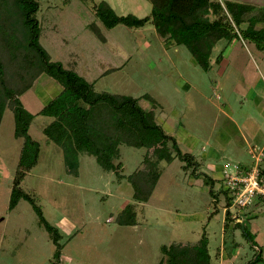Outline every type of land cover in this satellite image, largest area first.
<instances>
[{"label":"rangeland","instance_id":"374dc122","mask_svg":"<svg viewBox=\"0 0 264 264\" xmlns=\"http://www.w3.org/2000/svg\"><path fill=\"white\" fill-rule=\"evenodd\" d=\"M100 1L107 2L118 15L144 17L150 13L148 0H37L39 43L51 60L74 70L95 91L130 95L146 109L151 108L150 96L158 105L156 122L161 126V120L169 123L166 133L196 164L187 165L178 156L169 163L160 160L156 168L159 175L146 202L133 199V187L126 179L150 154L144 147L119 146L121 180L87 153L79 154L76 171L68 170L61 148L42 131L50 117L36 114L43 103L38 87L45 85L50 95L60 89L56 81L42 75L20 96L25 109L35 114L28 134L39 144V151L36 164L19 187L33 197L45 220L58 229L60 264H158L163 245L194 244L202 236L214 264H247L258 249L261 253L256 264H264V205L254 215L246 213L242 225L232 217L230 224L223 226L226 209L234 210L227 208L224 182L216 174L233 158L228 150H219V158L206 154L224 125L221 109L225 105L234 112H244L253 107L252 93L264 98V59L260 64L253 46L247 45L250 39L245 36V44L237 34L229 44L230 39L217 40L213 65L204 71L185 46L167 48L150 22L141 27H105L93 13ZM225 14L234 24L229 13ZM91 20L105 42L86 26ZM257 39L264 43V31ZM218 53L223 54L219 64L214 58ZM252 62L261 72L255 73ZM13 131V113L6 108L0 121V264H50L55 245L33 206L19 199L9 208L23 143ZM251 164L252 158L247 165ZM208 177L215 178L213 183ZM127 204L132 205L129 212L124 209ZM120 214L133 217L135 224H120ZM254 229H258L257 235Z\"/></svg>","mask_w":264,"mask_h":264},{"label":"trees","instance_id":"16d2710c","mask_svg":"<svg viewBox=\"0 0 264 264\" xmlns=\"http://www.w3.org/2000/svg\"><path fill=\"white\" fill-rule=\"evenodd\" d=\"M148 1L150 13L144 17L130 13L118 15L105 1L96 4L93 13L107 28L117 24L141 27L150 22L166 46H185L195 63L204 71L210 67L209 57L215 42L221 38L231 39L235 35L225 10L235 25L239 23L237 14L245 8L242 4L225 1L224 10L217 0ZM38 8L37 0H0V121L4 110L11 109L13 134L23 139L12 181L9 208L14 207L19 199H25L33 206L40 223L55 245L50 264H60L62 247L58 229L45 220L33 197L19 187L26 172L36 164L39 151V144L28 134V127L35 114L24 108L20 96L39 76L46 75L60 85L59 91L36 114L50 117V122L42 131L61 148L68 170L76 171L79 154L87 153L95 157L103 170L114 171L117 180H121L124 175L120 173L119 146L125 144L144 147L150 154L143 160V166L129 174L126 179L133 187V199L146 202L159 175L156 168L160 160L169 163L178 156L187 165L196 163L192 162L191 154L179 150L175 139L156 122L157 104L150 96L147 98H150L151 108L146 109L138 105L137 99L130 95L95 91L92 84L74 70L64 68L60 62L51 60L39 43L41 26L36 17ZM88 27L104 41V35L94 22ZM247 33L243 32L242 35L250 36L259 46L261 42L257 38L260 31L249 30ZM207 181L212 182L213 179L208 177ZM223 191L228 208L231 199L227 190ZM124 209L129 212L132 205L127 204ZM122 214L118 218L120 224H135L133 217L124 218ZM224 217L223 226H227L232 218L228 209ZM241 217L242 221L236 222L237 224H243L244 217ZM244 233L247 235L245 231ZM161 253L162 258L158 264H214L204 236L194 244L174 242L163 245ZM260 253L261 249H258L247 264H256L260 260Z\"/></svg>","mask_w":264,"mask_h":264},{"label":"crops","instance_id":"0c3cea01","mask_svg":"<svg viewBox=\"0 0 264 264\" xmlns=\"http://www.w3.org/2000/svg\"><path fill=\"white\" fill-rule=\"evenodd\" d=\"M217 1L221 3L224 10H225L224 3H223L224 1L234 2V3L242 4L245 6V8L241 9L239 13L237 14L239 23L235 25L232 24L233 27L235 28L234 30L235 35H233V37L229 41H227L226 44H229V42H231V40L233 39H237L236 38L237 34H239L238 37L242 36L243 40H245L244 43L247 44L248 40L246 39V37L242 35L243 32L249 33V30L260 31V32L264 31V11H263L264 0H217ZM91 22H94V20L89 21L86 24V26H88ZM247 38L250 39L249 41L250 44H247V45L253 46L252 50L254 51V55H257L258 59L260 60V64H261L262 60L264 59V43L261 42L258 46L256 45L255 41L250 38V36L247 35ZM105 41H106V38L104 36L103 42ZM216 43L217 41L215 42V44ZM215 44L213 45L211 53H210V57H209L210 67L207 71H209L211 66L213 65L211 61L214 55L213 51L215 48ZM171 45L177 46L175 44H171ZM169 46L170 45H167L166 47L168 48ZM219 54L220 53L216 54L214 57L215 63L217 62L218 64L220 63L221 60H223L222 58L223 54H220V55ZM252 65L254 66L256 74H258V71L261 72L260 69L258 68L259 65L257 63L252 62ZM263 71H264V68H263ZM260 75L261 77H263V73ZM40 77H42V75L39 76L38 78L40 79ZM44 82L47 84V88H48L49 80L45 78ZM184 84L186 87H189L188 83H184ZM43 87H45V85L42 87L41 86L38 87L39 94L43 98L42 106L56 94V93H53V95L48 94V89H45ZM193 92L196 96L199 95V92H197L196 90H194ZM251 95H252V100H253V107H251L252 109H247L244 112L237 111V110L234 112L232 107H229L226 105L224 107V110L221 109V112L225 114V119L223 121L224 125L218 129L216 136L213 138L212 144L210 148L208 149V151L206 152L207 156L219 158L221 156L219 150H223V152L228 150V152L230 153L229 154L230 157L233 159H227L226 163H228V161L230 160H237L238 163L247 165L249 164V160H251L250 152L253 149H256L257 150L256 152L261 154V158H262L261 163L264 165V98L256 93H252ZM156 106H157L156 108H158V105ZM161 121L163 124L162 126H164L163 128H166L167 130L171 128V126L166 120H161ZM223 168L224 166L222 167V170ZM222 170H219L218 174H216V177H218V179L222 178V173H221ZM261 206L262 205L259 203L249 205L243 210H240V215L245 216L246 213L247 215H254V212L258 211V209L261 208ZM229 208H232V210H234V212H230L232 214V217H234L235 215L234 206L230 205ZM228 210L230 211V209ZM258 232H259L258 229H254L255 235H257Z\"/></svg>","mask_w":264,"mask_h":264},{"label":"built area","instance_id":"2783aa9c","mask_svg":"<svg viewBox=\"0 0 264 264\" xmlns=\"http://www.w3.org/2000/svg\"><path fill=\"white\" fill-rule=\"evenodd\" d=\"M256 151L253 149L250 152L251 165L226 163L222 170L224 187L234 206V217L239 222L243 219L240 210L255 203L264 205V165L261 154Z\"/></svg>","mask_w":264,"mask_h":264}]
</instances>
